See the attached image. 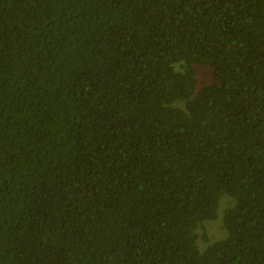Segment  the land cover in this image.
<instances>
[{"label":"trees","instance_id":"16d2710c","mask_svg":"<svg viewBox=\"0 0 264 264\" xmlns=\"http://www.w3.org/2000/svg\"><path fill=\"white\" fill-rule=\"evenodd\" d=\"M0 264H264V0H0Z\"/></svg>","mask_w":264,"mask_h":264},{"label":"rangeland","instance_id":"374dc122","mask_svg":"<svg viewBox=\"0 0 264 264\" xmlns=\"http://www.w3.org/2000/svg\"><path fill=\"white\" fill-rule=\"evenodd\" d=\"M206 66H208V67L207 68H200L201 71H200L199 76H198V78L200 80H203V78L205 77V74L208 77L212 76V75L208 74V72H212L213 71V67L210 66V65H206ZM211 69H212V71H211ZM222 206L223 205H221V207ZM205 227H206L208 236L210 238V241L218 240V239L222 238L225 235V230L222 227V221H221L220 212H219V215H218L217 219H215L213 221L206 222ZM199 245L202 247V246H204V243L202 241H199Z\"/></svg>","mask_w":264,"mask_h":264}]
</instances>
